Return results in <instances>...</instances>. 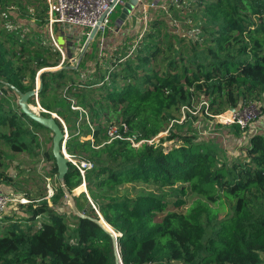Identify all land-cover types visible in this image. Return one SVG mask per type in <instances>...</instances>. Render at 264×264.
I'll return each mask as SVG.
<instances>
[{"label": "trees", "instance_id": "16d2710c", "mask_svg": "<svg viewBox=\"0 0 264 264\" xmlns=\"http://www.w3.org/2000/svg\"><path fill=\"white\" fill-rule=\"evenodd\" d=\"M150 1L142 30H136L142 9L121 26L108 21L71 66L87 29L75 27L66 36L53 26L60 52L48 37L46 0H0V167L3 150L39 151L38 130L45 128L21 113L17 100L10 102L18 96L9 87L33 90L38 74L37 103L45 111L39 114H55L66 130V154L92 164L84 174L87 192L73 196L88 218L69 210L70 226L60 186L37 205L29 199L27 221L46 218L35 230L14 221L1 226L0 264H113L110 238L89 219L98 215L120 235L123 264H264V133L247 136L248 162L226 163L194 135L173 131L181 128L174 113L199 96L213 115L222 104L237 110L264 97V0ZM168 11L176 20L187 18L194 38L167 20ZM80 32L81 41L72 40ZM27 103L36 106L34 98ZM112 125L120 132L124 125L123 138L136 143L167 135L132 147L125 139L109 141ZM226 129L238 138L247 130L237 123ZM171 141L179 144L164 148ZM44 157L57 176L51 148ZM10 180L0 171V186ZM81 184L68 163L64 187L72 194ZM140 184L156 190L132 195L127 185ZM189 195L196 199L186 206ZM222 199L232 210L219 218L213 206Z\"/></svg>", "mask_w": 264, "mask_h": 264}, {"label": "rangeland", "instance_id": "374dc122", "mask_svg": "<svg viewBox=\"0 0 264 264\" xmlns=\"http://www.w3.org/2000/svg\"><path fill=\"white\" fill-rule=\"evenodd\" d=\"M125 2V0H123ZM166 4V3H165ZM122 8V5L119 4L115 7L112 13L108 17L109 24L114 23L118 14ZM143 11V10H142ZM147 14V9L143 11L142 20L139 21L136 25V30L143 29L145 27V16ZM169 15L167 20L174 22L176 24V28L178 31H184L185 34L189 38H194V33L196 32L195 28H189L184 26L185 23L188 22L187 18L184 20L180 17L176 20L173 17L172 12H167ZM184 16V15H183ZM107 25V26H108ZM194 24L191 23V26ZM5 26L7 29H11L14 26L11 22H6ZM18 26V25H17ZM20 26L22 24L20 23ZM77 36V35H76ZM49 37V35H48ZM50 38V37H49ZM78 42V41H76ZM86 44V40L83 45H80L79 49L76 47L73 49L74 56L69 60V64L74 66L77 62V54L82 52L84 46ZM37 86V85H36ZM17 97H11L10 102L15 104ZM35 101V98H34ZM204 101L202 96L194 99L193 104L191 105L190 110L196 112L194 115L186 116L183 114L174 113L177 117L178 125H181V128L177 130H173L179 136H191L194 135L196 137L195 142H204L208 144L210 147L214 148L219 156L225 160L226 163H230L232 161H242L248 162V158H246V153L244 150L245 145L247 144V136L249 134L255 132L264 133V97L260 98V100L255 101L254 105H251L248 108L242 109L238 112L236 117L243 123L246 124V131L241 135V139L236 135L231 134L227 129L226 125L230 124L231 121H228L233 116L234 110L229 109L226 104H222L220 113L213 115L212 112L208 111L204 113L201 109L200 103ZM35 111L39 112L37 105L33 106ZM233 112V114H231ZM56 116L55 114H52ZM57 117V116H56ZM179 117V118H178ZM185 117V118H184ZM184 122V124H180ZM60 123L63 125L62 120ZM38 142H39V151L38 153H22L13 155L9 151L3 150V165L0 167V171L11 177V180L8 184H2L0 187L2 189V193L7 195L10 199L17 198H27L32 200L33 204H39L44 198H46V178H49L51 185L54 189L61 187V183L57 180V176L52 174V163L49 160H46L44 157V152L50 151L51 142L49 137L51 134L45 130H38ZM167 135L166 132L160 133L157 137L154 138V143H158L159 138H164ZM179 142H165L164 148L168 149L170 146L178 145ZM51 177V178H50ZM82 185V184H81ZM77 187L73 190L72 196H77L80 192H87L84 186V189H79L81 187ZM129 191L132 195L143 190V191H151L156 190L153 186H148L146 184H140L136 186L135 190H131V187L127 185ZM121 191L120 193H122ZM157 193V192H156ZM165 194L168 196L169 193L165 191ZM49 199V198H46ZM196 198L192 195L186 197V206L193 203ZM67 204V202H66ZM20 205L16 201H12L8 204L7 209L1 216V220L4 219L5 222H19L22 224V219H25L26 210H21ZM213 208L218 209L219 218L227 217L231 214L232 210V202L227 201L226 199H222L217 206H213ZM61 209H59L60 211ZM70 207L67 204L63 211H65L67 222L70 224L73 223V219L70 215ZM26 220V219H25ZM42 224L41 219L37 218L35 222H32L33 230L37 229Z\"/></svg>", "mask_w": 264, "mask_h": 264}, {"label": "built area", "instance_id": "2783aa9c", "mask_svg": "<svg viewBox=\"0 0 264 264\" xmlns=\"http://www.w3.org/2000/svg\"><path fill=\"white\" fill-rule=\"evenodd\" d=\"M48 4V22H47V32L52 40L53 45L61 52L60 48L55 42V39L52 34V28L53 26L57 25L61 30H66L70 31L72 28L79 27V28H84L87 29L88 32L86 35L88 36L90 30L95 26L96 22L100 18V16L105 12L106 15L103 19V21L100 23L97 29V34L100 33L102 34L103 31L106 29L107 24H108V17L112 13V11L115 9V7L119 4H123V0H46ZM112 4V5H111ZM2 95L1 90H0V96ZM39 112H43L44 110L40 108L37 102H35ZM201 109L204 111V113L208 112V104L206 101H202L200 103ZM250 107V106H248ZM248 107H243L237 110H234L231 114V118L228 119V121H231V123H237L241 128H245L246 124L241 122L236 115L238 114L239 111L242 109L248 108ZM74 110H78L79 112H82L78 107H72ZM188 112L192 115H194L196 112H192L190 110V107H182L181 108V114L184 115V112ZM123 131L120 132L119 128L115 125H112L108 127L107 129V136L109 138V141L114 140V139H125L130 142L132 147H138L141 143H148L151 144L153 140L149 141H139V142H134L130 138H123V133L126 131V127L124 125H121ZM65 130V128H64ZM66 131V130H65ZM66 156L70 159L69 155L66 154ZM74 159V158H72ZM71 164L76 167L78 170L81 179H82V184L84 183V174L86 171L90 170L92 168V164L89 161H76L75 159L71 161ZM46 198H50L53 194L55 189L50 183L49 178H46ZM12 201H16L20 205H27L31 201L27 198H17V199H10L7 195L4 193L0 192V221H1V216L5 212V210L8 207V204ZM92 208L96 211V208L94 207L93 204Z\"/></svg>", "mask_w": 264, "mask_h": 264}, {"label": "water", "instance_id": "95a60500", "mask_svg": "<svg viewBox=\"0 0 264 264\" xmlns=\"http://www.w3.org/2000/svg\"><path fill=\"white\" fill-rule=\"evenodd\" d=\"M138 2H139V0H126L122 4V8L120 10L118 17L115 20V24L118 26H121L124 23V21L126 20V18L130 15V13L134 10V8L138 4ZM106 12L107 11H105L100 16V18L96 22L95 26L90 30V32L87 36V39H86V44L90 43L94 39V37L96 36L98 26L103 21L105 15H106ZM36 79H37V86L35 87V89L27 91L25 93L20 92L17 88H15L13 86H9V87L18 96L17 105H18L21 113H23L27 118H29L30 120L34 121L35 123L41 125L42 127H44L45 129L49 130L52 133L51 154L53 156L54 163H55L56 170H57V179L61 183L62 190L65 194L66 199H67V204L69 205V207H70V209L74 215H77L81 218L86 217L85 215L78 212V210L75 206L72 194H70L63 185L64 176L66 175V173L68 171V163H71V161L74 160L72 158L69 159L66 156V152L64 149L65 140L67 138L66 131L64 129L61 130L59 128V126L56 124V122H55V118H57L56 116H53L52 114H50L49 117L42 116L39 114V112L35 111L34 108H32L27 103V101L30 98H35V102H37V94L41 88V81H40V75L39 74L37 75ZM43 112H45V111H43ZM82 185L85 186L84 183ZM98 217H99V219H93V218H89V219L92 220L93 222H95L96 224H98L103 229L105 234L110 238L111 245H112L113 264H123L121 257L119 255V245H118V240H117V238L120 237V235L116 234L111 229V227L106 222L103 221V219L100 215H98ZM86 218H88V217H86Z\"/></svg>", "mask_w": 264, "mask_h": 264}, {"label": "crops", "instance_id": "0c3cea01", "mask_svg": "<svg viewBox=\"0 0 264 264\" xmlns=\"http://www.w3.org/2000/svg\"><path fill=\"white\" fill-rule=\"evenodd\" d=\"M126 1V0H125ZM157 1L158 0H154L153 1V4H155V3H157ZM150 0H139V2H138V4L136 5V7L134 8V10L130 13V15L126 18V20H125V22L128 20L129 21V18L131 17V15H133L135 12H139L141 9L143 10V11H145L146 9H147V7L148 6H150L149 4H150ZM124 3V2H123ZM122 5V4H121ZM137 10V11H136ZM142 20V18L141 19H137V21H136V25H137V23L139 22V21H141ZM60 29V28H59ZM77 30V28H72V30ZM61 30V29H60ZM63 31V33L64 34H66V36H71L70 35V31L68 30V31H66V30H62ZM76 35L77 36H74L73 37V39L72 40H74V41H81V39H82V33L80 32V33H76ZM102 36V35H101ZM0 192H4V191H2V189H1V187H0ZM5 193V192H4ZM19 208L21 209V210H26V206H19ZM27 217H28V215H27V213H25V219H22L23 221H22V224H25L26 223V225L24 226V225H21L20 227L21 228H27L28 226H29V221H27ZM40 219H41V222H43L44 220H45V214H42V215H40V217H39ZM35 222V221H34ZM10 222H5V220L4 219H2L1 221H0V227L1 226H6L7 224H9ZM19 223V222H18ZM31 224V223H30ZM20 225V224H19Z\"/></svg>", "mask_w": 264, "mask_h": 264}, {"label": "bare ground", "instance_id": "6f19581e", "mask_svg": "<svg viewBox=\"0 0 264 264\" xmlns=\"http://www.w3.org/2000/svg\"><path fill=\"white\" fill-rule=\"evenodd\" d=\"M125 22V21H124ZM95 38V37H94ZM188 113V112H187ZM67 139V138H66ZM51 178V177H50ZM57 179V178H56ZM58 180V179H57ZM79 189H84V186L83 185H81V187L79 188Z\"/></svg>", "mask_w": 264, "mask_h": 264}]
</instances>
